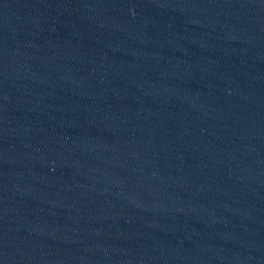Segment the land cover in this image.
Listing matches in <instances>:
<instances>
[{
	"label": "water",
	"instance_id": "water-1",
	"mask_svg": "<svg viewBox=\"0 0 264 264\" xmlns=\"http://www.w3.org/2000/svg\"><path fill=\"white\" fill-rule=\"evenodd\" d=\"M0 264H264V0H0Z\"/></svg>",
	"mask_w": 264,
	"mask_h": 264
}]
</instances>
